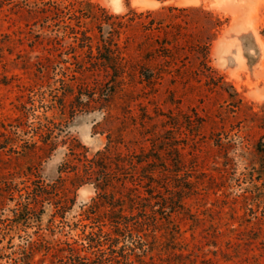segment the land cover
Segmentation results:
<instances>
[{
  "label": "rangeland",
  "instance_id": "1",
  "mask_svg": "<svg viewBox=\"0 0 264 264\" xmlns=\"http://www.w3.org/2000/svg\"><path fill=\"white\" fill-rule=\"evenodd\" d=\"M10 1L0 3V264L89 254L94 183L67 179L30 204L71 147L144 159L115 189L148 196L150 174L156 207L181 199L156 238L145 232L137 264H264V0H50L57 14L42 9L49 0ZM101 39L122 55L116 70L96 59Z\"/></svg>",
  "mask_w": 264,
  "mask_h": 264
},
{
  "label": "trees",
  "instance_id": "2",
  "mask_svg": "<svg viewBox=\"0 0 264 264\" xmlns=\"http://www.w3.org/2000/svg\"><path fill=\"white\" fill-rule=\"evenodd\" d=\"M23 1L26 2L27 0ZM78 1L82 2L84 0ZM49 2L52 5L42 9L52 12L55 8L56 10L53 13L57 14L60 5L55 1L49 0ZM85 3L89 4L90 2ZM100 9L104 17L111 18L113 16L104 7ZM75 12L82 13L80 16L87 15L86 11H82L79 7L75 8L73 15L75 18H80ZM80 33L85 44L91 46V37L87 35L86 31L82 30ZM101 40L102 42L97 47L98 55L96 59H99L106 67L109 66L116 70L117 63L123 59L122 55L118 50L115 51L116 47L108 43L107 40L104 39V42L103 39ZM37 128L36 132L42 138V142L52 147L57 145L58 140L56 135L53 134V129L50 125L40 124ZM70 155L71 157H68L58 167L59 176L56 180L57 182L37 186V192L32 202H30L35 208L41 199L47 198L50 200L52 198L50 190L58 191L62 187L59 186L60 184L57 185V183L67 179H69L71 186L76 189L85 183H94L98 190V195L92 198L93 202L89 204V207L93 209L90 218L92 220L97 219L98 223L94 224V221L91 220L92 223L90 224L94 225L84 224L83 226L91 228L85 234V239L87 240L85 246L89 254H81L78 249H71L72 251L68 255V264H137L136 261L145 263L143 255L146 254L147 249L150 247L147 239L144 238L145 232L149 231L156 238V232L159 230L158 218L160 216L166 218L169 215V211L171 212L176 207L181 206V199H178L177 196V199L171 198L169 202L161 203L159 208L156 207V201H154V198H156L155 193L150 188L154 186L149 182L157 183L158 181H153L155 176L150 174L144 175L148 178V182L141 185L145 188L148 196L144 197L138 192L135 193L133 189L136 190V188L131 189L132 191L127 192V194L115 189L113 186L115 179L120 182L121 188L125 187L126 180H135L133 179L134 174L128 175L130 172L128 169L144 160L139 159V157L135 159L119 152L117 158L113 159L107 150H98L93 156H88L86 153L82 154L75 151L73 147L70 148ZM69 173H72V176ZM101 205L106 206V209L99 214L97 213V208ZM147 221L149 224L146 223Z\"/></svg>",
  "mask_w": 264,
  "mask_h": 264
},
{
  "label": "bare ground",
  "instance_id": "3",
  "mask_svg": "<svg viewBox=\"0 0 264 264\" xmlns=\"http://www.w3.org/2000/svg\"><path fill=\"white\" fill-rule=\"evenodd\" d=\"M134 3H137L139 5H141L142 7H154L157 6L159 4H161L160 1L158 0H132ZM180 2H190V3H194L196 2V0H179Z\"/></svg>",
  "mask_w": 264,
  "mask_h": 264
}]
</instances>
